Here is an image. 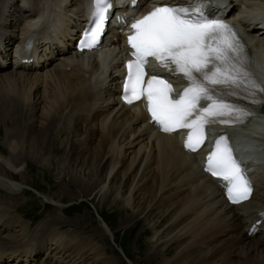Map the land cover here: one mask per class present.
I'll use <instances>...</instances> for the list:
<instances>
[{"label": "bare ground", "instance_id": "6f19581e", "mask_svg": "<svg viewBox=\"0 0 264 264\" xmlns=\"http://www.w3.org/2000/svg\"><path fill=\"white\" fill-rule=\"evenodd\" d=\"M19 1L0 0V18L5 13L6 16L14 17L17 10L15 4ZM22 1H24V4L20 3L22 8L27 3L31 4L28 10L24 8L26 13L19 11L20 8L18 9L17 16L21 20L18 19L17 23L19 26L16 25V28L20 36L24 33L26 34L31 26L40 19L45 18L48 10L50 11V16L56 15L55 20H53L58 23L60 20L59 13L69 15L67 11L73 8V5L77 7L74 0H47L42 6L41 3L43 1L40 0ZM243 4L246 8L254 5L255 8L259 7L260 10L264 8V0H245ZM66 18L68 16H65L61 22L65 21L64 24L67 25L68 19ZM5 19L7 20V18ZM23 19L26 20L24 21ZM15 20L12 23L13 25L16 24ZM22 20L24 23L21 22ZM1 26L4 32H8V30L4 29L8 27L7 25L2 23ZM9 26H12L10 21ZM248 34L257 47L256 52L259 56L257 60L264 67V40L261 37H256L259 34L257 30L252 29ZM6 38L12 41L10 37H5L2 41H5ZM84 59H86V64H84ZM60 61V64L53 69L54 72L50 75H37L39 74L37 72L30 73L21 70L0 75V123L11 126V129L5 133L10 156L3 157L0 155V190L9 194L22 191L18 189V185H9V182L16 180L10 177L7 167L18 170L23 159L40 160L42 155L50 149V146L51 148L56 146V148L52 149L59 150L58 141L55 140L53 143V137L50 138L53 135H56L55 139L59 136H73V138H78L79 140L77 139L72 144L69 156L66 159H71L72 157L81 158L84 165L92 162L90 166L94 169V172H90L92 178L88 179V181L80 179L77 175L78 173L74 172L75 168L70 169L72 171L70 181L74 185H78L83 193H96L101 188L100 192H102L103 195H101L103 197L107 198L112 194L117 196L118 199L121 193L104 191L105 186L102 187L101 185L105 182L99 178V174L107 167L106 164L103 165L107 158L111 160V170L114 171L119 167V164L121 166L120 169H123L125 167L123 161L127 154H131L133 157L129 160V165L122 174V186L124 185L126 189L125 195L127 196L130 191L129 196L124 200V204L127 207L126 212L129 213L126 222L135 221L139 225L143 223V217L149 221L150 217L160 209H165L166 213L170 212L171 220L169 219L168 221L162 211L159 213L158 221L154 226L151 225L153 227L147 228L151 232L154 231L153 243L154 241L161 243L165 241V238L168 239L164 244L161 243V247H164L163 251L157 248L158 250L156 249L151 254L149 253L151 263L218 264L221 262L220 264H264V254L258 255L260 259L257 257L251 263L249 261L251 257L249 250L246 254L242 253L241 256H236L235 259L233 257L231 260H229V257H231L229 252H226L227 255L222 256L225 250L224 247H227V241L220 243L221 245L216 246L208 253L203 250L205 245L208 246L211 241L217 240L219 236L231 229L232 225L230 224H232V221H234V224L239 225L242 221L240 216L242 211L247 213L251 209L264 207V202L251 200L248 203L229 208L221 190L213 185L211 180L201 172L197 159L183 152L177 145L178 143L175 142L174 137L157 134L148 125L141 123L144 119V114L140 111L135 109H117L115 104L116 96H114L115 88L112 87L115 74L113 72L106 73L108 78H111V81L105 84L101 79L104 73L100 72L101 66L94 59V55H66L62 56ZM114 61L115 59L108 61V66L111 65L115 71L118 64L116 60L115 65H113ZM61 66H64V68ZM66 68H70V71H66ZM3 71L0 69V72ZM50 78H52L54 85L49 83ZM108 78L106 77V79ZM41 83L45 89L43 93L49 89V86H52L51 91L54 93L52 95L48 94V97L38 95L39 90L37 87ZM44 99H50L51 104L47 112L41 113V121H39L36 119L39 110L38 106L44 102ZM31 101L34 102L31 105L33 108L32 117L29 116L31 112L29 102ZM95 119L97 121L96 127L93 125ZM255 122L253 121V123ZM89 129L98 139L94 149L92 148L94 144V139L91 137L92 134H87L86 137L82 138V135ZM251 132L254 135L255 132L259 133L260 131L257 129ZM252 138L253 143L258 142L256 137ZM134 146L137 147L131 149ZM130 150H132L131 153L128 152ZM25 151L29 153L27 154ZM123 155L125 156L124 158ZM262 169L264 171V167ZM141 170L143 173L139 182L133 190L130 189ZM22 176L23 174H21ZM110 181L115 184L116 179L111 178ZM15 188L16 191L14 192ZM139 193L140 200L136 197ZM160 194L164 196H161V199L155 205L154 202ZM9 207L12 208V206ZM3 211L0 212V230L12 231L13 233L10 238L6 239L4 235H0V237H4V239L0 238V245L19 247L16 251L6 253L7 255H16L12 256V261L15 258H23L24 260L22 261H27L28 263L21 262L20 264H33L34 256H38L40 252L41 256L43 255L44 242L42 243V240L47 234L55 235L56 231L46 229V232L44 230L36 236L24 234V238L27 235L26 239H20L21 235L16 233L15 228L23 227V223L21 224L17 218H10L8 209ZM131 212H133V215H131ZM7 217L9 218L4 220ZM2 220L4 221L2 222ZM104 224L106 227L107 224L105 222ZM162 228H165L166 237L161 238L160 232ZM22 230L25 231V228H22ZM148 233L149 231L147 235ZM237 238L240 242L250 240L245 233L239 234ZM32 242L34 243L31 244ZM237 242L235 243L237 244ZM21 243L27 244L22 245ZM78 243L82 246L84 245V248L79 249ZM250 244L253 245L251 251H254L258 245H264V243L256 239H252ZM95 247L92 242L84 239L79 240L77 246L73 243H67L62 249L65 250V253H69L68 251H73L74 253H69L71 259L66 264H80L81 262L77 261L80 258L83 260L89 248H94V253L96 254L98 249ZM8 258L10 259L11 256L3 257L6 262L10 261ZM51 259L53 258L47 257L45 261L51 264ZM38 262H41V260ZM53 263L59 264L58 261L54 260ZM131 264L133 263L131 262Z\"/></svg>", "mask_w": 264, "mask_h": 264}, {"label": "snow or ice", "instance_id": "6c2138e0", "mask_svg": "<svg viewBox=\"0 0 264 264\" xmlns=\"http://www.w3.org/2000/svg\"><path fill=\"white\" fill-rule=\"evenodd\" d=\"M93 3L91 27L83 36L81 50H91L98 43L112 8V0ZM204 3L196 0L190 6H158L130 23L133 33L128 43L134 59L126 65L123 85L126 102L146 98L152 121L160 130L188 129L185 147L193 152L206 139V127L245 123L252 115L250 109L228 102L227 96L245 93L251 97L254 89L264 92L249 70L245 46L235 29L206 18ZM149 58L187 82L178 97L171 98L173 88L165 79L151 76L145 81ZM205 171L226 182L223 186L232 203L248 199L250 182L226 134L216 140Z\"/></svg>", "mask_w": 264, "mask_h": 264}, {"label": "rangeland", "instance_id": "374dc122", "mask_svg": "<svg viewBox=\"0 0 264 264\" xmlns=\"http://www.w3.org/2000/svg\"><path fill=\"white\" fill-rule=\"evenodd\" d=\"M21 1L22 0L15 4L17 7L15 14L17 18L14 16L16 20L14 17H11V19L15 20L16 22L18 19L21 20L19 16H17L18 9L20 8L19 11L25 12L24 8L21 7V4H24V1ZM40 1H43L41 6L47 2V0ZM11 25L13 24L11 23ZM60 62L57 65H59ZM10 72L11 71H3L0 72V75ZM51 73L44 72L43 74H40L50 75ZM49 80V83H53L54 85L52 78ZM37 89L39 90V94H37L41 97H48V94L52 95V93H54L51 91L52 86H49V89L45 92L47 95L43 93L45 89L42 83L37 87ZM43 101L44 102L38 106L39 110L37 112L38 114L36 119L39 121H41V113L47 112L51 104L50 99H44ZM33 103L34 102L32 101L29 102L31 109V112L29 113L30 117H32L31 114L33 115V108L31 106ZM111 117H113V115H111ZM95 124H97L96 119L93 123V125L96 127ZM10 127L11 126H7L2 122L0 123V155L3 157L10 156V149L6 144L5 135L7 130L11 129ZM87 132L82 135V138L86 137L87 134H92L91 137L94 139L92 148L94 149L98 139H96V136L93 135L90 129L87 130ZM55 136L53 135L50 138L53 137V143L55 140L58 141L57 146L59 150L52 149L56 148V146L52 148L50 146V149L47 150L44 155H42L40 160H33L31 158L27 160L23 159L21 161V165L18 167V170L7 167V171L11 175L10 177H13L17 181L9 182V185H18V189L22 191L19 193L9 194L6 191L0 190V209L2 208L0 212H3L4 209H8V212H10L12 215L11 216L9 214L10 218H17L18 221L23 223V227H16L17 229L15 228L16 233L21 235L20 239H23L24 234L27 233L28 236L31 234L36 236L40 232L42 233L44 230V232H46L48 229H54V232L56 231V236H48L47 238L43 239V242L45 243L42 248V254L45 250L50 249V247L52 248L51 256L53 257L48 256L49 258H53L50 260L51 264H54L53 260L58 261L59 264H66L67 261H70L71 257H69V253L74 252L68 251L69 253H65V250L62 249L63 246H66L67 243H73L75 246H77V242L82 239L92 242V244L95 245V248L98 250L95 254L94 248H89L83 260L80 258L79 261H77L79 263L81 262L80 264H131V262L133 264H157L150 262V254L153 251H156L157 248L163 251L164 247H161V243L164 244L168 239L165 238V241H162L161 243L159 241H154L153 243L154 231L151 232L147 228L154 226V224L158 221L160 212L163 211L164 216L168 219V221L169 219L171 220V214L170 212L166 213L165 209H160L158 212L154 213L152 217H150L151 219L149 221L143 217L142 224L137 225L135 221L126 222L129 213L126 212L127 207L124 204V200L129 196L130 191L126 196V189L124 188V185L122 186V174L127 169L129 165L128 163L130 162L129 160H131V157L133 156H131V154H127L125 160L123 161L125 167L120 169L121 166L119 164V167H117L114 171L111 170V160H108L109 158H107L103 163V165L106 164L107 167L102 173L100 172L99 174V178L105 182V185H101L102 187L105 186L104 191H111V193H121L118 199L117 196H113L112 194L110 197H103L102 192H100L101 188L97 190L96 193H83L78 185H74L70 181L72 174L70 169L75 168L74 172H76V174L78 173L77 175L80 177V179H86L88 181V179L92 178L90 176V172H94V169H92L90 166L92 165V162H89V165H84L83 161H81V158L78 159L77 157H72L71 159H66L69 156L72 144L77 141L78 138H73V136L67 135L59 136L55 139ZM136 147L137 146H134L131 149H135ZM131 151L132 150L128 152L131 153ZM26 153L28 154L29 152ZM124 157L125 156L123 155V158ZM90 168L91 170H89ZM261 171H263V169H261ZM142 173L143 172L141 170L135 180L134 185H132L130 189L133 190L136 187ZM21 174H23L22 177ZM111 178L116 179L115 184L110 181ZM15 191L16 188L14 189V192ZM139 196L140 193L136 195L138 200H140ZM161 196V194L158 195V198L154 202L155 205L161 199ZM9 206H12V208ZM21 215H23L25 220L22 219ZM131 215H133V212H131ZM9 217L5 218L4 220H7ZM4 220H2V222ZM138 220L136 221L138 222ZM104 222L107 224L108 228H106L107 226L102 227V223ZM230 225H232L231 229L219 236L217 240L211 241V244L208 246H204L203 250L205 253L212 251L216 246H219L222 244V242L227 241V247H224L225 250L222 256L227 255L226 252H229L231 254L229 260H231L233 257L235 259L236 256H241L242 253L246 254V252L249 250V253L251 254L249 261L252 263L253 260H256L258 255L261 256V254H264V245H258L257 248L254 249V251H256L254 253V251H251V247L253 245L250 244V242L252 239L243 242L238 240V235L244 233L241 230L240 224H234V221H232V224ZM22 228H26L28 231L25 233ZM148 231L149 233L147 235ZM12 233V231L8 232L5 230L2 235H4L6 239L10 238ZM160 235L159 236L161 238L166 237L165 228H162ZM4 237L0 238L4 239ZM24 239H26V237ZM49 241H51V243ZM235 242H237V244ZM46 243H50L49 246ZM26 244L27 243H24L22 245ZM78 246L79 249L84 248V245L82 246L79 243ZM33 260V264H39V260L42 262L41 252L38 256H34Z\"/></svg>", "mask_w": 264, "mask_h": 264}]
</instances>
